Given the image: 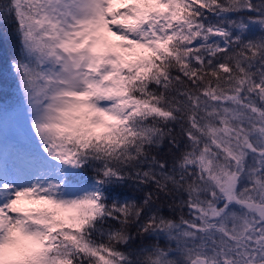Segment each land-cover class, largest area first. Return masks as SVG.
<instances>
[{"label": "rangeland", "instance_id": "obj_1", "mask_svg": "<svg viewBox=\"0 0 264 264\" xmlns=\"http://www.w3.org/2000/svg\"><path fill=\"white\" fill-rule=\"evenodd\" d=\"M180 1L30 0L33 9L20 17L28 64L19 63L34 80L21 104L0 110V264H68L67 246L101 211L98 183L82 173L83 148L108 144L131 115L141 120V108L154 102L140 90L150 79L152 54L168 42ZM207 41L197 47L221 46ZM238 99L225 100L233 125L213 130L224 160L216 163L208 150L188 159L205 179L195 214L225 230L209 233L214 241L198 264H231L233 243L251 224L248 215H235L243 205L233 186L236 170L264 164V115ZM138 109L141 116L133 117ZM28 150L44 158L41 168ZM250 254L243 250L240 257L248 261Z\"/></svg>", "mask_w": 264, "mask_h": 264}, {"label": "trees", "instance_id": "obj_2", "mask_svg": "<svg viewBox=\"0 0 264 264\" xmlns=\"http://www.w3.org/2000/svg\"><path fill=\"white\" fill-rule=\"evenodd\" d=\"M180 2L140 90L154 102L141 108V120L131 115L108 144L83 148L82 173L98 183L101 211L67 246L68 264H198L214 241L209 233L216 226L225 231L195 214L205 179L188 159L208 150L216 163L224 160L215 129L233 125L227 95L264 115V95L257 92L264 90V0ZM30 9V0H0V110L21 104L34 80L19 63L28 64L20 17ZM210 39L221 46L197 47ZM139 115L138 109L133 117ZM28 153L41 168L44 158ZM245 239L241 234L233 243L231 264L246 263L239 248Z\"/></svg>", "mask_w": 264, "mask_h": 264}, {"label": "flooded vegetation", "instance_id": "obj_3", "mask_svg": "<svg viewBox=\"0 0 264 264\" xmlns=\"http://www.w3.org/2000/svg\"><path fill=\"white\" fill-rule=\"evenodd\" d=\"M243 175L246 179H239ZM235 178L233 196L243 205L241 206L243 210L236 211L235 215H248L251 220L247 231L241 233L246 239L239 248L251 253V260L246 261L245 264H264V164H256L241 171L236 170ZM222 214L221 211L219 215ZM260 252V259L255 258L256 253Z\"/></svg>", "mask_w": 264, "mask_h": 264}]
</instances>
